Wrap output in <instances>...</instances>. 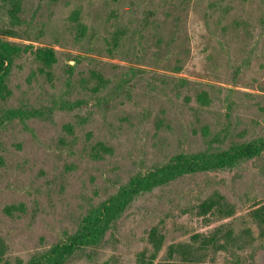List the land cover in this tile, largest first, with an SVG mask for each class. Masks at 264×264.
<instances>
[{"label":"rangeland","instance_id":"obj_1","mask_svg":"<svg viewBox=\"0 0 264 264\" xmlns=\"http://www.w3.org/2000/svg\"><path fill=\"white\" fill-rule=\"evenodd\" d=\"M0 63V264H264V0H0Z\"/></svg>","mask_w":264,"mask_h":264},{"label":"trees","instance_id":"obj_2","mask_svg":"<svg viewBox=\"0 0 264 264\" xmlns=\"http://www.w3.org/2000/svg\"><path fill=\"white\" fill-rule=\"evenodd\" d=\"M0 65H1V63H0ZM0 73H1V66H0ZM250 149H251V146H245L244 147V149H237V151H235L232 155H233V157L232 158H226V156H227V153H224V154H221V155H219V156H217V157H215L216 158V164L218 165V164H224V163H228V162H230L234 157H236L238 154H240V152L242 151H244V152H247V151H250ZM241 152V153H242ZM187 264H191V260H189L188 261V263Z\"/></svg>","mask_w":264,"mask_h":264}]
</instances>
